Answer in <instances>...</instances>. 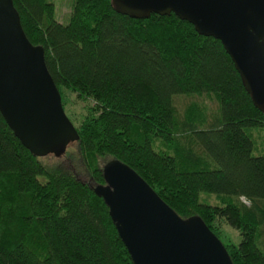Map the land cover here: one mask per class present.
Listing matches in <instances>:
<instances>
[{"label":"trees","instance_id":"trees-1","mask_svg":"<svg viewBox=\"0 0 264 264\" xmlns=\"http://www.w3.org/2000/svg\"><path fill=\"white\" fill-rule=\"evenodd\" d=\"M13 4L29 41L44 48L63 108L68 95L86 102L71 145L89 178L32 155L0 113V264H133L92 189L109 158L219 239L222 221L237 230L238 243L224 244L232 264H264V153L252 155L255 130L264 149V113L221 42L173 13L119 14L111 0H73L66 23L49 0ZM176 94H188L181 109Z\"/></svg>","mask_w":264,"mask_h":264},{"label":"water","instance_id":"water-1","mask_svg":"<svg viewBox=\"0 0 264 264\" xmlns=\"http://www.w3.org/2000/svg\"><path fill=\"white\" fill-rule=\"evenodd\" d=\"M134 19L170 15L221 42L253 106L264 113V0H111ZM0 113L36 157H60L79 139L44 57L27 38L13 0H0ZM92 186L133 264H232L224 244L197 214L179 216L130 166L116 158Z\"/></svg>","mask_w":264,"mask_h":264},{"label":"rangeland","instance_id":"rangeland-1","mask_svg":"<svg viewBox=\"0 0 264 264\" xmlns=\"http://www.w3.org/2000/svg\"><path fill=\"white\" fill-rule=\"evenodd\" d=\"M49 1L52 2L55 6L56 19L61 23H66L70 17L73 0H49ZM187 95L188 94L174 95L173 100L175 101V98L177 97L176 103L179 109H181L184 106V104L188 102L187 97L184 98V97H179V96H187ZM68 97L69 99L67 100V104L64 110H65L66 115L70 118V120L74 124H77L79 120H81L86 115V111H87L86 106H85L86 102L81 101V100L77 101L74 94L68 95ZM191 99L193 98H190V100ZM196 99L198 100L201 99L200 101L203 103L205 101V103L209 107V110L212 116L216 115L217 104L213 98L202 96V98L199 97ZM247 129L248 128H246L245 130ZM258 132L259 131H256V130L253 131L255 139H253L251 136L252 141H253L252 155L254 156L261 155L264 153L262 137H261V141L260 140L258 141L256 137ZM42 159H44L45 163L50 164L51 166L58 165L64 169H68L69 171H72L80 179L87 180L89 178V175L86 172V169L79 162V154L77 152V148L74 145H70L69 147H67L66 152L60 157L48 155V156L42 157ZM100 162L103 166L104 161L101 159ZM200 200L207 202L209 204L219 203L218 200L215 198V196L208 195L206 193H201ZM219 226H220V241L223 244H237L238 243L239 235H238L237 230L231 228V226L225 223L224 221H222ZM262 248L264 250V241H263Z\"/></svg>","mask_w":264,"mask_h":264}]
</instances>
